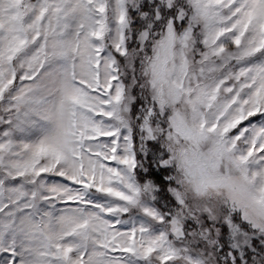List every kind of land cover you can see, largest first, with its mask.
Wrapping results in <instances>:
<instances>
[{
	"label": "snow or ice",
	"instance_id": "1",
	"mask_svg": "<svg viewBox=\"0 0 264 264\" xmlns=\"http://www.w3.org/2000/svg\"><path fill=\"white\" fill-rule=\"evenodd\" d=\"M0 264H264V0H0Z\"/></svg>",
	"mask_w": 264,
	"mask_h": 264
}]
</instances>
